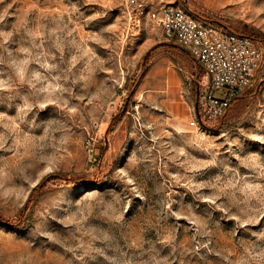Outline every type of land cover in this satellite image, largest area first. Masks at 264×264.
<instances>
[{
	"label": "rangeland",
	"instance_id": "374dc122",
	"mask_svg": "<svg viewBox=\"0 0 264 264\" xmlns=\"http://www.w3.org/2000/svg\"><path fill=\"white\" fill-rule=\"evenodd\" d=\"M165 1L264 54V0ZM124 5L0 0V264H264V63L190 127L198 68Z\"/></svg>",
	"mask_w": 264,
	"mask_h": 264
},
{
	"label": "built area",
	"instance_id": "2783aa9c",
	"mask_svg": "<svg viewBox=\"0 0 264 264\" xmlns=\"http://www.w3.org/2000/svg\"><path fill=\"white\" fill-rule=\"evenodd\" d=\"M124 4L132 27L138 30L147 21L159 27L198 68L190 127L206 128L221 118L264 63L263 50L254 38L216 27L183 5L165 0H124Z\"/></svg>",
	"mask_w": 264,
	"mask_h": 264
},
{
	"label": "trees",
	"instance_id": "16d2710c",
	"mask_svg": "<svg viewBox=\"0 0 264 264\" xmlns=\"http://www.w3.org/2000/svg\"><path fill=\"white\" fill-rule=\"evenodd\" d=\"M207 22H209V23H211L212 25H214V26H216V27H223V28H226L225 26H223V25H221V24H219V23H217V22H214V21H212V20H209V19H205ZM226 29H228V28H226ZM249 37H251V38H254L255 39V37L254 36H251V35H248ZM193 86L195 87V84H193Z\"/></svg>",
	"mask_w": 264,
	"mask_h": 264
},
{
	"label": "crops",
	"instance_id": "0c3cea01",
	"mask_svg": "<svg viewBox=\"0 0 264 264\" xmlns=\"http://www.w3.org/2000/svg\"><path fill=\"white\" fill-rule=\"evenodd\" d=\"M194 90H196L195 87H194Z\"/></svg>",
	"mask_w": 264,
	"mask_h": 264
}]
</instances>
